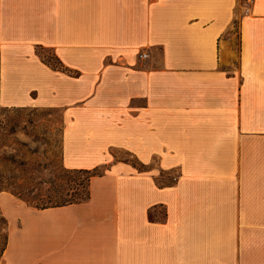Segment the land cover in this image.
<instances>
[{
	"label": "crops",
	"instance_id": "1",
	"mask_svg": "<svg viewBox=\"0 0 264 264\" xmlns=\"http://www.w3.org/2000/svg\"><path fill=\"white\" fill-rule=\"evenodd\" d=\"M37 107L103 169L81 201L0 188V264H264V0H0V111Z\"/></svg>",
	"mask_w": 264,
	"mask_h": 264
},
{
	"label": "rangeland",
	"instance_id": "2",
	"mask_svg": "<svg viewBox=\"0 0 264 264\" xmlns=\"http://www.w3.org/2000/svg\"><path fill=\"white\" fill-rule=\"evenodd\" d=\"M232 30H238L237 20ZM38 53L58 63L50 50L41 47ZM60 121V112L55 109L4 108L0 111L1 189L38 205H50L65 198L85 195L87 173L62 164ZM118 154L130 159L138 168L142 167L124 151ZM98 168L102 170L103 166ZM0 224H3L2 219ZM4 237L1 233V243Z\"/></svg>",
	"mask_w": 264,
	"mask_h": 264
},
{
	"label": "trees",
	"instance_id": "3",
	"mask_svg": "<svg viewBox=\"0 0 264 264\" xmlns=\"http://www.w3.org/2000/svg\"><path fill=\"white\" fill-rule=\"evenodd\" d=\"M41 57H42V59L45 62L51 64L52 66L58 67V68H62V66H61L60 63L53 62L49 58H46L44 56H41ZM80 169L81 170H84L87 173V184H88V181H89V178H90L91 175L96 174V173H100V171H101L97 166L96 167H93V168H80ZM88 196H89V191H88V187H87L84 196L76 197V198H69V199L68 198H65L62 201H59V202H56V203L50 204V205H58V204H63V203L81 201V200L86 199ZM33 205L38 206V207L50 206V205H38V204H33ZM5 242H6V239L4 237L3 242L2 243L0 242V248H2L4 246Z\"/></svg>",
	"mask_w": 264,
	"mask_h": 264
},
{
	"label": "built area",
	"instance_id": "4",
	"mask_svg": "<svg viewBox=\"0 0 264 264\" xmlns=\"http://www.w3.org/2000/svg\"><path fill=\"white\" fill-rule=\"evenodd\" d=\"M141 56H146V52H140Z\"/></svg>",
	"mask_w": 264,
	"mask_h": 264
}]
</instances>
